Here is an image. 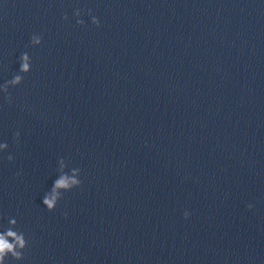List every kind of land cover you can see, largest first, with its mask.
<instances>
[{"label": "clouds", "instance_id": "clouds-1", "mask_svg": "<svg viewBox=\"0 0 264 264\" xmlns=\"http://www.w3.org/2000/svg\"><path fill=\"white\" fill-rule=\"evenodd\" d=\"M82 15L81 9H76L74 11V16L77 18L76 23L78 25H84V20L80 19ZM88 15L92 16L91 9L88 10ZM63 19L67 20L68 16L65 14ZM92 24L97 27L100 26V20L92 16ZM43 42L42 34H33L30 38V43L32 46H39ZM32 60L30 55L27 52L21 53L19 57V71L18 74L14 75L12 79L5 81L0 85V92L5 94V98L8 103L12 102L11 94L9 93V88H14L20 85L23 82L24 74H27L31 71ZM19 132L15 134L17 139L19 138ZM8 144L0 143V151L6 150ZM9 161L13 160V157L9 155L7 157ZM58 177L53 181L52 187L49 191L43 196V204L48 211H54L57 207V204L60 199H62V194L66 191H70L73 188H78L82 185L81 179H79L81 170L79 168H72L70 172H66L65 168L67 167L66 161L61 157L58 161ZM19 175V174H18ZM253 206L248 205V208L251 209ZM190 213L187 211L184 213L185 219L188 218ZM67 216V213H65ZM18 221L9 217L8 227L3 231H0V264H7V259L11 257L16 261H21L24 259V252L29 246V242L26 238L24 232L17 230Z\"/></svg>", "mask_w": 264, "mask_h": 264}]
</instances>
